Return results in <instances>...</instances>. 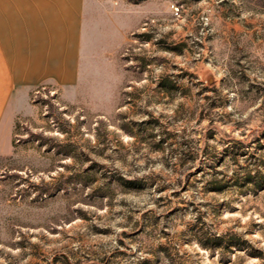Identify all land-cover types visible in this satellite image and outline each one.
Returning <instances> with one entry per match:
<instances>
[{"label":"rangeland","instance_id":"374dc122","mask_svg":"<svg viewBox=\"0 0 264 264\" xmlns=\"http://www.w3.org/2000/svg\"><path fill=\"white\" fill-rule=\"evenodd\" d=\"M92 24L78 94L35 86L1 125L0 264H264V0H94Z\"/></svg>","mask_w":264,"mask_h":264},{"label":"crops","instance_id":"0c3cea01","mask_svg":"<svg viewBox=\"0 0 264 264\" xmlns=\"http://www.w3.org/2000/svg\"><path fill=\"white\" fill-rule=\"evenodd\" d=\"M93 7L94 0H0V128L31 88L51 86L71 100L89 80L82 61Z\"/></svg>","mask_w":264,"mask_h":264}]
</instances>
